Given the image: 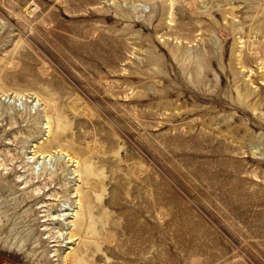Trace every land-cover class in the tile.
<instances>
[{"label":"rangeland","instance_id":"rangeland-1","mask_svg":"<svg viewBox=\"0 0 264 264\" xmlns=\"http://www.w3.org/2000/svg\"><path fill=\"white\" fill-rule=\"evenodd\" d=\"M76 185L89 264H264V0H0V264L61 263Z\"/></svg>","mask_w":264,"mask_h":264},{"label":"bare ground","instance_id":"bare-ground-1","mask_svg":"<svg viewBox=\"0 0 264 264\" xmlns=\"http://www.w3.org/2000/svg\"><path fill=\"white\" fill-rule=\"evenodd\" d=\"M254 88H256V87H254ZM47 124H48V127H47L48 128V137L44 141V143H42V145H40V147L41 146L50 147V148L55 147L56 145H58V143L60 141V137L63 133V129L65 128L66 125L62 122L60 116L57 119H53V118H50V116H48L47 117ZM41 150H42V148H41ZM41 150L39 152H42ZM45 151H46V149H45ZM49 152L43 153V154L40 153L41 154V155L39 154L40 159L46 160L47 157H49V156L52 157V155ZM69 159L72 160L71 162L73 164V171L72 172L77 173L76 175H78L79 178H81L82 184H89L90 178L94 173L91 164L87 161L82 162L79 160L72 159V157H70ZM81 183H79V184H81ZM76 186L77 187L74 188V190H73V191H75L74 192L75 193L74 198L76 197L75 204H70V207L66 208V210L68 209L69 211L62 214V218L59 220L60 221V227H59L58 234H59L60 238H59V240L57 239V242H58L57 244L59 247H64V249L62 250L61 248H57L53 252L56 256L59 257V260L62 264H89V261H90L89 255H87V252H86L89 244L83 243L82 246L79 247L78 244L80 241H78V240H81L80 238L83 237L82 235L84 233L83 231H85L84 230L85 224L89 223V225L87 227V231L89 229L92 231V221H93L92 202H91L89 192H85L83 190L84 187H80L78 185H76ZM87 231H85V232H87Z\"/></svg>","mask_w":264,"mask_h":264}]
</instances>
